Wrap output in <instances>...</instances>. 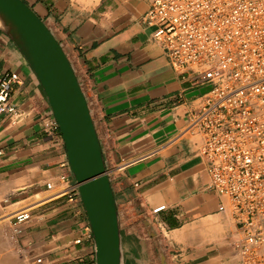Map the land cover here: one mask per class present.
Wrapping results in <instances>:
<instances>
[{
	"label": "crops",
	"instance_id": "crops-1",
	"mask_svg": "<svg viewBox=\"0 0 264 264\" xmlns=\"http://www.w3.org/2000/svg\"><path fill=\"white\" fill-rule=\"evenodd\" d=\"M25 1L61 42L87 97L125 264H239L231 245L238 229L232 213L219 210L224 197L210 188L203 137L192 127L208 85L176 67L153 37L151 0ZM7 71L20 75L11 96L19 115L0 114V264H96L80 193H59L60 175L74 176L46 91L0 29V75ZM21 209L31 218L17 225ZM148 215L160 228L155 243Z\"/></svg>",
	"mask_w": 264,
	"mask_h": 264
},
{
	"label": "built area",
	"instance_id": "built-area-1",
	"mask_svg": "<svg viewBox=\"0 0 264 264\" xmlns=\"http://www.w3.org/2000/svg\"><path fill=\"white\" fill-rule=\"evenodd\" d=\"M145 19L173 64L208 85L192 127L203 137L210 188L224 197L219 210L233 215L238 263L264 264V0H151ZM19 81L16 71L0 75V114L19 115L11 101ZM59 179V193L79 194L71 173ZM30 218L21 209L15 224Z\"/></svg>",
	"mask_w": 264,
	"mask_h": 264
},
{
	"label": "water",
	"instance_id": "water-1",
	"mask_svg": "<svg viewBox=\"0 0 264 264\" xmlns=\"http://www.w3.org/2000/svg\"><path fill=\"white\" fill-rule=\"evenodd\" d=\"M0 29L20 49L46 91L90 221L96 264H125L118 203L96 124L70 58L25 0H0Z\"/></svg>",
	"mask_w": 264,
	"mask_h": 264
},
{
	"label": "rangeland",
	"instance_id": "rangeland-1",
	"mask_svg": "<svg viewBox=\"0 0 264 264\" xmlns=\"http://www.w3.org/2000/svg\"><path fill=\"white\" fill-rule=\"evenodd\" d=\"M146 220H148V225H150V231L153 233V235H151L153 237V242L155 243L157 239H160V228L158 226V224L156 223L155 219L153 217H151L150 215H148L146 217Z\"/></svg>",
	"mask_w": 264,
	"mask_h": 264
}]
</instances>
